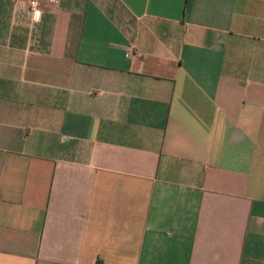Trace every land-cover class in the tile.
<instances>
[{"label":"crops","instance_id":"1","mask_svg":"<svg viewBox=\"0 0 264 264\" xmlns=\"http://www.w3.org/2000/svg\"><path fill=\"white\" fill-rule=\"evenodd\" d=\"M0 264H264V0H0Z\"/></svg>","mask_w":264,"mask_h":264},{"label":"built area","instance_id":"2","mask_svg":"<svg viewBox=\"0 0 264 264\" xmlns=\"http://www.w3.org/2000/svg\"><path fill=\"white\" fill-rule=\"evenodd\" d=\"M31 6H32V7H37L38 4H37L36 2H31Z\"/></svg>","mask_w":264,"mask_h":264}]
</instances>
